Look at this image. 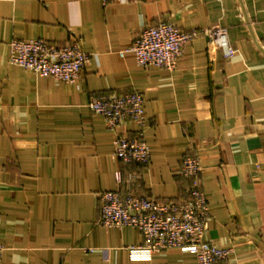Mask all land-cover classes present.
<instances>
[{
    "label": "crops",
    "instance_id": "0c3cea01",
    "mask_svg": "<svg viewBox=\"0 0 264 264\" xmlns=\"http://www.w3.org/2000/svg\"><path fill=\"white\" fill-rule=\"evenodd\" d=\"M228 27L225 58L204 35L184 43L175 69L120 55L145 24ZM78 40L90 59L74 83L9 62V42ZM143 94L147 163L114 157L115 130L88 101ZM196 155L209 210L205 239L232 247L230 264H264V0H0V264H196L170 247L130 250L131 225L98 224V192L176 199Z\"/></svg>",
    "mask_w": 264,
    "mask_h": 264
},
{
    "label": "built area",
    "instance_id": "2783aa9c",
    "mask_svg": "<svg viewBox=\"0 0 264 264\" xmlns=\"http://www.w3.org/2000/svg\"><path fill=\"white\" fill-rule=\"evenodd\" d=\"M103 3L136 0H101ZM199 35L207 39L209 49H221L225 58L234 54L228 39V27L183 30L168 20L145 24L135 31L131 44L119 51L133 54L137 65L176 68L185 42ZM90 59L78 40L63 45L41 38L18 39L9 42V62L30 69L41 76L74 83ZM144 97L139 91L98 93L88 101L89 108L101 114L106 126L115 130L124 119L135 122L131 135L115 130L114 157L124 162L147 163L150 149L145 139L146 114ZM202 163L196 155H185L178 174L190 179L176 199L158 200L150 195L118 190L98 192V219L108 227L135 226L142 241L129 248L136 253L152 254L170 247L185 249L196 258V264H230L232 247H220L205 239L209 210L204 190L198 182ZM4 246L0 243V261Z\"/></svg>",
    "mask_w": 264,
    "mask_h": 264
}]
</instances>
